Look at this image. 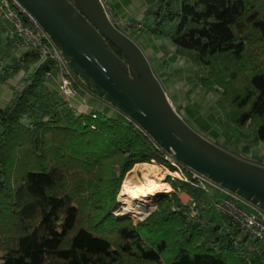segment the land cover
Masks as SVG:
<instances>
[{"label":"trees","instance_id":"1","mask_svg":"<svg viewBox=\"0 0 264 264\" xmlns=\"http://www.w3.org/2000/svg\"><path fill=\"white\" fill-rule=\"evenodd\" d=\"M152 15L149 31L203 71L199 82L243 138L264 143V0H156ZM11 25L0 11L6 46H26ZM39 60L26 47L3 70ZM54 68L39 62L0 107V264H264V243L218 213L192 179L169 178L173 191L144 220L115 215L122 175L166 163L164 154L115 107L112 116L72 105L49 86Z\"/></svg>","mask_w":264,"mask_h":264},{"label":"water","instance_id":"2","mask_svg":"<svg viewBox=\"0 0 264 264\" xmlns=\"http://www.w3.org/2000/svg\"><path fill=\"white\" fill-rule=\"evenodd\" d=\"M16 1L37 19L72 71L100 99L133 118L184 166L264 209V165L214 143L180 115L145 52L112 25L101 0ZM132 66L139 77L128 74Z\"/></svg>","mask_w":264,"mask_h":264},{"label":"rangeland","instance_id":"3","mask_svg":"<svg viewBox=\"0 0 264 264\" xmlns=\"http://www.w3.org/2000/svg\"><path fill=\"white\" fill-rule=\"evenodd\" d=\"M103 1L116 18L128 22L130 28H126V30L129 37L145 52L155 74L162 82L172 105L180 115L198 132L212 140L214 143L232 153L237 152L240 154L239 156L242 155L241 157H246L247 160L251 159L250 161L254 160L253 162L256 161V163L264 165V143H254L241 136V130L232 123L229 115L220 109L218 104V94L208 91L199 82L197 75L203 74V71L197 70L187 55L179 53L170 39L159 37L149 31V27L154 24L152 12L155 10L156 0ZM135 24H141L144 27L143 30L137 32L134 28H131V25ZM25 49L26 46L11 49L7 47L5 37L0 30V88L5 87L4 84H11V88L14 89L15 87L20 86L19 84L25 76L33 73L34 68L40 61L33 67L29 68V70L22 69L13 73H5L3 70V68H6L13 63ZM72 86L82 97L92 99L90 94L80 85L73 83ZM92 100L95 101L94 99ZM92 100H86L85 102L88 105L90 102L93 104ZM104 102L105 101H102V103ZM105 103L108 104L107 102ZM90 107L91 105L85 108L90 109ZM148 165H155L165 170L162 163L154 160L151 162L137 163L129 171L125 172L122 175L121 190L117 195V201L120 202V207L114 212L115 215L129 216L135 222L144 220L148 216L146 214L142 217L134 213L121 214L123 213L121 211L126 205V198L121 195L124 181L142 180L145 175L149 174L151 171ZM167 169L173 171V169L169 167ZM119 175H121L120 172ZM164 175V180L167 182L169 178H173L168 172ZM169 184L171 186L169 190H165L161 192L162 194L159 193L157 196L147 198L148 206L151 208L150 211L153 212L157 208L159 199L162 198L163 195L169 196L170 192L173 191L171 183ZM220 195L221 194H219V196ZM181 198L184 203L190 204L193 207L195 206V201L189 194L188 196H183ZM242 206L246 210L252 211V208L243 204ZM208 214H210V212ZM217 217L219 219L218 215Z\"/></svg>","mask_w":264,"mask_h":264},{"label":"built area","instance_id":"4","mask_svg":"<svg viewBox=\"0 0 264 264\" xmlns=\"http://www.w3.org/2000/svg\"><path fill=\"white\" fill-rule=\"evenodd\" d=\"M101 3L106 16L112 25L121 33L129 36L126 30V28H130L128 22L116 18L113 15V12L105 5L103 0H101ZM0 11L12 23L9 30L10 35L22 39L26 47L37 50L40 62L48 59L54 61V70L48 72L46 75L48 83L53 80L57 84L58 90L67 97L72 105L77 107L80 111L86 110L87 108L85 107H89V105L85 102L84 97L79 95L72 86L73 83H78L77 75L72 71L60 47L45 31L37 19L24 9L16 0H0ZM131 28H134L137 32H141L144 27L141 24H135L131 25ZM90 96L93 95L90 94ZM116 111L127 121L132 122L137 127L141 128L155 146L163 152L166 163H162V165L165 167V170H167L169 175L173 176L172 179L178 178L184 181L190 179L194 180L198 187L209 195L213 202V206L218 213L231 219L244 231L257 239H260L264 243V209L243 198L236 192L225 188L208 176L184 166L172 154L167 153L162 146L158 144L139 124L133 121L130 116H127L121 111ZM93 116L96 117L97 115L94 114ZM154 160L155 159H152V161ZM168 167L173 169V171L167 169ZM219 194L221 195L219 196ZM242 204L252 208V211L246 210ZM148 214L149 213H147V215Z\"/></svg>","mask_w":264,"mask_h":264},{"label":"bare ground","instance_id":"5","mask_svg":"<svg viewBox=\"0 0 264 264\" xmlns=\"http://www.w3.org/2000/svg\"><path fill=\"white\" fill-rule=\"evenodd\" d=\"M127 72L132 77L140 76L138 71L133 66L130 67ZM148 166L150 167L151 171L149 174H146L142 180L124 181L121 195L126 198V205L121 211L123 212L121 214L124 215L128 213H134L143 217L151 209L148 206L147 198L157 196L159 193L171 188L170 184L164 180V174L167 172V170L161 169L155 165Z\"/></svg>","mask_w":264,"mask_h":264},{"label":"crops","instance_id":"6","mask_svg":"<svg viewBox=\"0 0 264 264\" xmlns=\"http://www.w3.org/2000/svg\"><path fill=\"white\" fill-rule=\"evenodd\" d=\"M5 87H1L0 88V107H4L8 101L10 100L11 96H12V93H13V88H11V84H4ZM49 85L51 86L52 89H58L57 87V84L51 80L49 82ZM92 99H94L95 101H93L92 99H85V101H89V100H92L93 101V104L90 102L89 105L92 106H96V107H99L100 109H102L105 113L109 114V115H117V112L108 104H106L105 102L102 103L101 100H99L98 98H94V96H90ZM95 102V103H94ZM102 107V108H101ZM88 110V109H87ZM234 152V151H233ZM235 154H238L237 152H234ZM240 155V154H238ZM242 156V155H241ZM243 158H246V157H243ZM247 159V158H246ZM251 160V159H249ZM254 161V160H253ZM256 162V161H255ZM183 196H188L187 193L185 192H182L181 193V197Z\"/></svg>","mask_w":264,"mask_h":264}]
</instances>
